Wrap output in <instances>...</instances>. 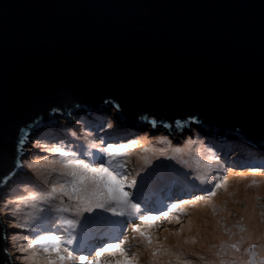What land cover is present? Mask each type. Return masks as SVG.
I'll return each mask as SVG.
<instances>
[{"label": "water", "instance_id": "95a60500", "mask_svg": "<svg viewBox=\"0 0 264 264\" xmlns=\"http://www.w3.org/2000/svg\"><path fill=\"white\" fill-rule=\"evenodd\" d=\"M108 102L174 135L264 143V0H0V193L21 171L17 126Z\"/></svg>", "mask_w": 264, "mask_h": 264}, {"label": "snow or ice", "instance_id": "6c2138e0", "mask_svg": "<svg viewBox=\"0 0 264 264\" xmlns=\"http://www.w3.org/2000/svg\"><path fill=\"white\" fill-rule=\"evenodd\" d=\"M151 123L153 127L156 126L155 120ZM39 131L40 121L17 126L15 129L12 137V175H16L14 171L16 168L24 167L16 161V157L24 152L30 153L33 137H37ZM2 138L3 132L0 130V140ZM139 143L138 140L119 143L105 142L101 139L100 144L92 143L87 147L80 145L78 148L69 149L65 144L46 147L37 142L35 146L60 158L44 157L51 167L41 183L49 185L53 173L56 174L57 179L50 184L48 190L37 191L22 198L25 203L33 202L32 207L38 205H47V207L38 208L42 215L37 217L35 228L39 231L35 239L18 249L25 255L17 259H22L25 264H139L140 249L138 248L135 253L131 251L130 237L125 235V229H127L132 233L131 240L137 241L150 254V264H173V261L175 264H191V261L182 259L183 251H173L171 247L160 242L151 229L155 227L158 220L180 223L179 217L172 213L181 209L182 205H195L200 200L209 203L217 193L212 186H209L203 189L208 193L207 197L198 196L195 199L181 200L180 203H173L170 209L162 210L160 215L150 214L151 208L148 207L144 193L150 185L160 184L167 178L169 166L161 163L143 175L139 171L132 175L128 168L130 162L128 157L132 155ZM144 151L148 149L145 148ZM176 151L180 150L176 149ZM161 155H164L163 151ZM144 163L147 165L150 161L145 158ZM35 167L36 164L33 163L27 165L28 169ZM259 170L257 168L252 171L255 173ZM200 179L202 184L206 183L205 177ZM226 184L227 179L216 183L214 188H225ZM141 204H144L143 209ZM53 210L61 214H69L71 218L52 217ZM261 216H264V212ZM113 217L123 219H113ZM135 220H139L140 223H130ZM12 227H20V225L14 224ZM41 232L43 234H40ZM61 232H67L68 238L65 239L63 235H60ZM245 232L246 229L240 227L239 243L244 242L243 233ZM248 238H251V233ZM15 239L16 237L13 236V240ZM24 239L28 240V237L25 236ZM91 241L95 243H90ZM188 242L185 240L183 243ZM192 242L195 243V241ZM239 243L233 242L228 245L222 243L221 251L224 255L228 254V250L240 252ZM175 247L180 249V243H177ZM252 248H255V245H250L245 251H250ZM201 259L204 258L201 257ZM206 264H216V262L207 261ZM219 264H256V261L254 258L247 261L233 258L221 259ZM258 264H264V258L260 259Z\"/></svg>", "mask_w": 264, "mask_h": 264}, {"label": "rangeland", "instance_id": "374dc122", "mask_svg": "<svg viewBox=\"0 0 264 264\" xmlns=\"http://www.w3.org/2000/svg\"><path fill=\"white\" fill-rule=\"evenodd\" d=\"M103 107H97V109L99 110V112L97 113L100 115L91 116L93 117V119H91L90 116H87L86 113H89L90 111L95 112L94 109L88 111L78 109L72 113L70 112V115L68 116L60 113V116L62 117L56 115L58 117V120L55 123L40 129L37 137H33V147H31L30 153L24 152L22 154L21 158L25 162V166L21 168V171L17 176L14 177L13 181L9 183L6 189H1L0 217L4 223L5 234L8 240V248L11 252L14 264H25L22 259H17V257H22L23 255H25L18 249L22 246L27 245V242H29L30 239L29 229L36 223L35 220H31L29 224H25L21 219L22 214L24 213V211L31 212L33 209H36L38 207L46 208V205H38L34 208L25 207L26 203L22 198L28 196L29 194L37 192V190L35 189H40L41 187V191L48 190L50 184L54 183L57 179L56 174L53 173L50 177L49 185L46 186L41 183L45 176L48 175L51 167L46 163L44 157L47 156L50 159L60 158L44 151L41 147L35 146L36 143L38 142L40 145H44L46 147L65 144L69 149H75L80 145H84L85 147H87L92 143L100 144L101 139H103L105 142L119 143H128L131 140L140 141L139 145H137L133 150L132 155L128 157V160L130 161L128 164V168L129 171L132 172V174L134 173V175L137 171H139L141 175H143L147 171L151 170V168L155 167L157 164L162 163L187 166L188 170L190 169V175L193 176L192 181L196 182L199 177H205V179L207 180L206 188L212 186L213 190L215 189L214 185L216 183L222 182L223 180L227 179L225 188L217 189V195L215 197H212L209 203H205L204 200H200L195 205H183L182 208L179 209V214L175 215L179 217L180 223H176L175 221L169 223L167 220H158L155 223V227L151 229L154 236L157 237L160 242L164 243L165 237H167V240L169 241L168 244H165L166 246L171 247L173 251H183V249L187 250L183 251L184 256L182 257V259L191 261V264H204L201 257L205 259L206 257L208 258L209 255H214V258L211 259V261H215L216 264H219V261L221 259L228 260L226 259L227 257H231L230 259H233L232 257H234L235 253H237L235 252V250H228V254L224 255L220 248V245L223 242L228 241L227 239H224V241H218L215 248L212 246V248H214L213 251L206 253V256L202 253V251L196 249L197 243L205 241L211 236L212 230L214 228V226H212L213 221L216 224H220L219 226L224 232V237L228 236L229 238H231L232 235H230V233H237L238 238H240V227H244L246 229V232L243 233V235L248 241V244L244 246V248L245 250L249 249L250 245H255V248H252L250 251H245L246 254L242 256L241 261H246L254 258L256 264H258V261L264 258V216L260 215L259 229L257 230V233H254L250 230L249 233H251V238H248L249 233L247 214L251 210V202L253 200H245L239 203L240 200L237 195L238 193L256 194L255 199H257V204L259 207L258 210L261 211V213L264 212V194L252 192L258 189L259 182H262L264 184V170H262V168H264V165L260 164V170L252 173L251 175H242L239 173L243 172H235L233 169V171L229 173L221 174L220 178L219 173L221 171L218 170L220 169L219 166L226 161V159L223 157L221 148H223L224 151H227L229 155L235 153L234 155H232L233 157L236 155L237 149H235L234 151H230V149L226 145V142L223 140L220 142L219 147L216 144L212 145L208 135H212L216 138V136L212 134L214 133L213 131L211 132V130L203 127L198 129L200 131L198 135L197 133H195V129L198 123L189 122V128L187 127V130H181L179 133L174 135L170 128H165L162 125H156L155 127H153L151 120H149V122L141 121L138 123L134 122L133 120H122L117 112V109L110 103L106 105V111H103L104 113L101 112ZM123 122L126 124V126L124 125V127H128L126 130H121L123 129ZM190 125H194L195 127L192 128V126ZM83 130H89L90 134H84ZM73 133H75V135H73ZM235 133L239 134L238 132ZM235 135L236 134L227 136L228 139H230L229 137H233L238 141H242L241 143H236L237 148H240L242 145L261 147V149H263V152L261 153L262 162L264 163V143H255L245 139L240 134V137H237ZM229 145L230 148H232V145ZM139 147H142V152L146 153L147 156H145L146 159L150 161V166H148L149 164L145 165L144 160H141L140 157L139 159H137V150ZM145 148L148 149V151H144ZM176 149H179L180 151H176ZM187 150H191L192 152H194L195 150L196 155L199 157V160H196L195 163H191L187 158L180 155H178L176 159L168 160H165L164 156H159V154L161 155L162 151L164 154H168L173 151L182 154ZM251 150L253 149L251 148L247 151ZM91 151L94 152L95 150ZM241 153L242 152H239V154ZM201 159L204 163L200 162ZM37 161L39 163H37ZM29 163L36 164V167L33 169H28L27 165ZM198 164L199 166H197ZM38 168H43L41 170L43 175L38 174ZM193 168H195L196 170L194 171L195 175H193V171L191 170ZM167 177H169V183H174L176 181V179H172V175ZM219 178L220 180H217ZM252 179L255 181V183H253L254 181H251ZM148 188L150 191H154L157 197H159L164 191V185L161 184L150 185ZM223 191L225 192V194L221 195V192ZM232 193L234 194L231 195ZM9 201H11L12 203L9 204ZM227 204L229 205V207H227ZM242 206H248V210L246 212L241 211L240 208ZM228 208H231L230 212L226 210ZM52 212H54V210ZM3 213H8V218L4 217ZM193 213H198V217L193 221V225L190 229L187 230L189 231V233H187L186 230H184V227L190 225L189 222L191 221ZM228 213H231V215L226 216L225 214ZM31 215L33 214H30V216ZM14 224H19L20 227H12V225ZM182 227L183 231L181 232ZM176 233H178V235H176ZM193 233H196L197 235H191ZM187 234H189V236ZM13 236L16 237L15 240H13ZM25 236L28 237V240L24 239ZM185 240L189 241L187 245L183 243ZM170 241L172 242L169 244ZM192 241H195V243H193ZM233 242L236 241L233 240L230 243ZM177 243H180V249H177L175 247ZM142 247L143 246L140 245L139 263L148 264L147 262L148 260L150 261L151 258L149 257V255H144L142 253ZM193 253H196V255H193ZM217 253H220V255H217ZM173 264H175V261H173Z\"/></svg>", "mask_w": 264, "mask_h": 264}, {"label": "bare ground", "instance_id": "6f19581e", "mask_svg": "<svg viewBox=\"0 0 264 264\" xmlns=\"http://www.w3.org/2000/svg\"><path fill=\"white\" fill-rule=\"evenodd\" d=\"M88 110H91V109H86L85 111H88ZM103 111H106V108L105 107H103L102 108V113H104ZM98 111H96L95 110V112H92V111H90L89 113H86L87 114V116H99L100 114H98L97 113ZM91 119H93V117H91ZM124 125L126 126V124L123 122V125H122V127H123V129H121V130H126L128 127H124ZM190 126H192V125H190ZM193 127H195L194 125L192 126V128ZM189 128V127H188ZM188 128H184V129H182V131H185V130H187ZM200 128H203V126L202 125H199V124H197V127H196V129H195V133H197L198 135H199V130L198 129H200ZM83 132H84V134H90V131L89 130H83ZM212 132V131H211ZM194 133V132H193ZM210 133V132H209ZM212 134H214V133H212ZM198 135H196V136H198ZM215 135V134H214ZM181 136V135H180ZM208 137H209V140H210V142L212 143V145L213 144H216V145H218V147L220 146V142L223 140V141H225L226 142V145L228 146V148L229 149H231L230 148V145H229V143H234V142H237V143H239L238 142V140L237 139H235V138H233V137H229L230 139H228V136L226 135V133L224 134V136L222 137V138H220V139H217V138H215V137H213L212 135H208ZM200 145V144H199ZM237 147V146H236ZM249 148H250V146H248ZM241 148V147H240ZM142 150H143V148L142 147H139L138 148V157H137V159H139V157L141 158V160H144L145 158H146V153H143L142 152ZM233 150V149H232ZM240 150H242V151H246V150H243V149H240ZM221 151H222V154H223V157L226 159V157H227V154H228V152L227 151H224V149L223 148H221ZM254 151H256L257 153H262L263 152V149H261V147H259V146H256V147H254ZM146 155V156H145ZM178 155H180V156H182V157H185V158H187L191 163H195L196 162V160H199V157L196 155V152H195V150H194V152H192L191 150H187V151H184L182 154L181 153H178V152H176V151H173V152H171V153H168V154H164L163 156H164V159L165 160H168V159H170L169 157H174V159H176L177 157H178ZM156 158H157V155H156ZM173 161H177V160H173ZM172 161V162H173ZM200 162L201 163H204V162H202V159L200 160ZM245 163H247L246 165H248V164H250L247 160H245ZM164 165H167L168 166V164H164ZM148 166H150V164L148 165ZM197 166H199V164L197 165ZM253 166V165H252ZM171 168V167H170ZM43 168H38V170H37V172H38V174H40V175H43L42 174V172H41V170H42ZM178 170V171H181V170H183V169H187V167H179V166H177V165H174V167H173V169L171 168V170L173 171V170ZM207 169H209V168H207ZM140 170V169H139ZM193 172L194 171H196L195 170V168H193V169H191ZM188 171H190V169L189 170H187V172ZM186 172V171H185ZM184 172V173H185ZM173 173L174 174H176V175H180V174H178V173H175L174 171H173ZM183 174V173H182ZM193 175H195L194 173H193ZM239 176H242V175H239ZM195 178H198V177H195ZM201 177H199V179L194 183L193 181H191V180H189V181H185V179H180L179 181H178V184H180V185H183V186H186V187H188L187 185H189L190 187L189 188H187L186 190H192V191H194V192H196V188H198L199 187V183H201V179H200ZM176 179V178H175ZM251 179V178H250ZM251 181H254L253 179L251 180ZM259 187H258V189L257 190H255V191H252V192H258V193H262V194H264V184L262 183V182H259ZM176 187H178V185H176ZM180 189V188H179ZM175 189H173V191H174ZM247 193V192H246ZM223 194H225V192L223 191V192H221V195H223ZM234 193H232L231 195H233ZM238 195V198H239V203L240 202H242V201H245V200H248V201H252L251 202V210H250V212L247 214V222H248V233L250 232V230L252 231V232H255V230H256V227H257V222H258V219H259V207H258V204H257V199H255L256 198V194H245V193H238L237 194ZM170 196H172L171 194H170ZM227 207H229V205L227 204ZM241 211H243V212H246L247 210H248V206H242L241 208ZM53 217H55V216H53ZM198 217V213H193V215H192V218H191V224L190 225H188L187 227H184V230H186V232L187 233H189V231H187L188 229H190L191 227H192V225H193V221L196 219ZM257 217H258V219H257ZM27 216L26 217H21V219L25 222V223H28L29 222V220H27ZM55 218H57V217H55ZM119 219H123V218H119ZM209 223V222H208ZM220 224H216V223H214V221H213V223H212V226H214V228H213V230H212V233H211V236L207 239V240H205V241H202V242H200V243H197V245H196V249L197 250H200V251H202V253L206 256V253H208V252H212L213 251V249L216 247V243L218 242V241H224V239H227L228 241L227 242H223V244H225V245H228V244H230V242L231 241H236L237 243H239V240H240V238H238V234L237 233H235V235H232V237L231 238H229L228 236H226V237H224V232H223V230L221 229V227L219 226ZM252 228V229H251ZM33 232L31 233L33 236H36L37 235V231H39V230H37V229H33L32 230ZM60 234V233H59ZM194 234H196V233H193V234H191V235H194ZM61 235V234H60ZM188 235V234H187ZM197 235V234H196ZM31 236V235H30ZM33 236H31V237H33ZM108 239H113L112 237H108ZM180 240H184V239H180ZM168 241L169 240H165L164 241V243H167L168 244ZM172 241H170L169 242V244L171 243ZM163 243V242H162ZM248 244V241L245 239L244 240V242L243 243H239V247H240V252L238 253L237 252V254H235L234 255V257H232V258H236L237 260H242V256H244L246 253H245V248H244V246H246ZM135 245H139L137 242H135ZM187 245V244H186ZM213 245H215V247L214 248H212V246ZM189 246H191V245H189ZM183 251H187V250H185V249H183ZM142 253L144 254V255H149V257H150V254L147 252V251H145L144 249H143V247H142ZM211 254H213V253H211ZM214 258V255H209L208 256V258L206 257L205 259H203V263L204 264H206V262L207 261H211V259H213ZM231 257H227L226 259H230ZM210 259V260H209ZM247 261V260H246Z\"/></svg>", "mask_w": 264, "mask_h": 264}, {"label": "trees", "instance_id": "16d2710c", "mask_svg": "<svg viewBox=\"0 0 264 264\" xmlns=\"http://www.w3.org/2000/svg\"><path fill=\"white\" fill-rule=\"evenodd\" d=\"M159 156L161 157V156H163V155H160L159 154ZM179 167H187V166H181V165H179ZM216 169H218V168H216ZM254 169V168H253ZM187 170H188V168L187 169H183V170H181V171H178V170H175V171H177V173L178 174H180V176H182V177H184L185 178V180L186 181H189V180H191L192 181V177L193 176H191L190 175V173H189V171L187 172ZM186 171V172H185ZM185 172V173H184ZM183 173V174H182ZM194 173V172H193ZM194 182V181H193ZM195 183V182H194ZM39 185V184H38ZM188 188V187H187ZM41 189H42V187L40 188V189H35V190H37V191H41ZM32 203L33 202H31V201H29L28 203H26L25 204V207H29V208H31L32 207ZM53 203H56V202H53ZM46 207H47V205H46ZM32 208H34V207H32ZM34 210V209H33ZM33 210L31 211V212H26V211H24V213L22 214V216L21 217H28V215L30 216V214H32L33 213ZM228 212H230L231 211V208H228V209H226ZM42 215V214H41ZM53 215H55L56 217H61V216H65V218L67 217V218H71L70 216H69V214H61V213H58V212H53ZM226 216H229V213L228 214H225ZM3 216L4 217H6V218H8V213H3ZM32 216V219L34 220V219H36L39 215H36L35 213L33 214V215H31ZM257 219H258V217H257ZM257 224H259V221L257 222Z\"/></svg>", "mask_w": 264, "mask_h": 264}, {"label": "clouds", "instance_id": "9594fccd", "mask_svg": "<svg viewBox=\"0 0 264 264\" xmlns=\"http://www.w3.org/2000/svg\"><path fill=\"white\" fill-rule=\"evenodd\" d=\"M106 105H107V104H105V105H102L101 107H103V106H105V107H106ZM111 105H112V104H111ZM112 106L116 108V105H115V106H114V105H112ZM101 107H99V108H101Z\"/></svg>", "mask_w": 264, "mask_h": 264}]
</instances>
